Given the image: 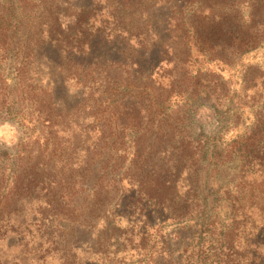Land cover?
Segmentation results:
<instances>
[{
	"label": "trees",
	"instance_id": "trees-1",
	"mask_svg": "<svg viewBox=\"0 0 264 264\" xmlns=\"http://www.w3.org/2000/svg\"><path fill=\"white\" fill-rule=\"evenodd\" d=\"M263 44L264 0H0V113L38 134L0 167V264H264V75L245 74L256 106L233 136L157 117L171 101L222 116L200 57Z\"/></svg>",
	"mask_w": 264,
	"mask_h": 264
},
{
	"label": "rangeland",
	"instance_id": "rangeland-1",
	"mask_svg": "<svg viewBox=\"0 0 264 264\" xmlns=\"http://www.w3.org/2000/svg\"><path fill=\"white\" fill-rule=\"evenodd\" d=\"M14 5V3H13ZM20 19V18H19ZM22 20V19H20ZM16 39V37H15ZM11 53L2 54L0 52V72L6 74L14 59L10 58ZM204 67L210 72L219 74L224 80L223 94L224 98L221 101L222 107L220 111L222 116H216L213 114L212 109L207 105L201 104L199 101H195L188 104L186 109L177 113L178 106L171 101V107L167 104L163 105V108H159V118L169 119L174 124L179 132L185 133H197L200 130L205 132H215L221 129L227 137L233 136L242 131L249 123L252 122V113L256 106V101L251 97L250 90L244 89V76L247 72L252 75H264V44L261 48L238 57L229 66H223L217 63H205V60L200 57L198 65ZM44 73L39 72L40 77ZM39 78V77H38ZM44 78H40V86H45ZM70 92L73 91L71 86ZM23 108L22 105H16L15 109ZM171 114L175 117V121L172 118H167ZM27 111L23 110V113L19 116H10L5 113H0V167H10L13 172L17 167H22V164L26 162V159L33 158L30 151L36 150V143H33L37 137V132L33 131V125L21 122L19 117H25ZM61 127V126H60ZM61 129V128H60ZM67 131L71 132L70 128ZM46 131H43V135ZM42 142L45 140L42 138ZM30 153V154H29ZM29 156V157H28ZM97 166L99 159H97ZM102 165V164H101ZM93 167L94 173L91 181H94L96 177L97 182L104 181L108 183L112 181L113 173H106L104 171L108 169L106 167ZM127 163L124 164V167ZM99 170L97 171L96 169ZM9 169V168H8ZM109 171V170H108ZM201 179L204 177V164L201 165ZM235 174L232 170L224 168L220 172L219 179L223 184L230 185L233 183ZM201 180V184L203 181ZM111 184V183H110ZM202 186V185H201ZM92 235L89 239H85L83 245L91 243ZM13 250V247H11ZM129 263V261H122L120 264Z\"/></svg>",
	"mask_w": 264,
	"mask_h": 264
}]
</instances>
